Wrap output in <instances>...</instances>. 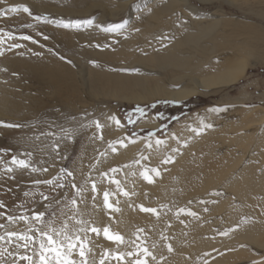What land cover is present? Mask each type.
<instances>
[{
    "label": "bare ground",
    "instance_id": "obj_1",
    "mask_svg": "<svg viewBox=\"0 0 264 264\" xmlns=\"http://www.w3.org/2000/svg\"><path fill=\"white\" fill-rule=\"evenodd\" d=\"M223 1L244 13L264 6V0H245L247 5L243 0ZM139 2L143 7L127 25L87 42L101 44L107 39L104 45L115 49V58L128 60L108 62L113 70L92 71L89 81L99 85L104 97L134 105L160 98L184 100L230 86L246 67L264 63V53L251 52L252 45L225 32L226 21L234 19L225 17L219 3L202 10L189 0H139L134 6ZM80 70L85 78L88 72ZM11 103L0 87V115ZM234 106L188 115L173 124L159 146L153 135L127 137L124 126L108 119L116 117L115 111L106 113L98 134L92 131L86 144L83 191L76 205L57 214L56 226L82 219L101 229L99 234L87 233L89 264H99L105 249L125 253L123 261L109 257L105 264H131L134 257L127 253L135 255L136 245L152 253L144 257L148 264H264V112L256 114L255 105ZM201 121L211 127H202ZM138 126L154 129L158 121L147 115ZM167 157L171 162L163 163ZM152 168L159 175L149 172L153 177L149 183L140 173ZM106 190L113 209L104 205ZM141 205L157 211L144 212ZM189 210L196 215H189ZM74 213L76 220L70 219ZM105 226L121 234L125 243L107 240ZM37 248L35 244L29 256L35 258ZM73 256L79 260L76 253Z\"/></svg>",
    "mask_w": 264,
    "mask_h": 264
},
{
    "label": "rangeland",
    "instance_id": "obj_2",
    "mask_svg": "<svg viewBox=\"0 0 264 264\" xmlns=\"http://www.w3.org/2000/svg\"><path fill=\"white\" fill-rule=\"evenodd\" d=\"M138 1L0 0V29L3 30L0 32V37H3L0 40V87L12 102L0 115V122H3L0 124V203L4 205L0 208V213H4L0 215V225H4L0 227V236L4 237L0 240L2 264H13V260L15 264L26 263L19 257L29 256L35 246L32 243L23 247L24 241L16 236L8 237L7 232L24 234L32 228L29 234L34 235L35 228L42 226L35 224L33 227V223L21 220L11 222L7 216L31 217L33 212H44L43 220L56 219L72 199H77V189L83 186L87 176L84 172L87 164L83 165L87 158L86 144H89L88 139L94 136L93 133L98 134L94 122L99 121L102 125L106 113H111L109 111H115L127 137L153 133L159 139L166 137L174 123L199 110H225L234 108V105L247 109L244 106L255 105L256 114L264 112V63L246 67L230 86L184 100L160 98L134 105L117 103L102 96L97 89L99 85L89 81L93 77L92 71L96 74L105 70L104 67L113 70L116 68L107 65L108 62L128 60L122 56L120 61V58H115V49L104 45L107 39L100 41L101 44L89 45L87 42L117 31H105L109 27L127 25L133 14L144 5L139 2L134 6ZM189 1L202 10H209V6L217 3L222 5L225 17L236 21H226L225 32L236 34L238 39L252 45L251 52L264 53V6L255 8L252 13H244L245 10L223 0L211 3ZM17 5L27 6L30 12L10 10ZM66 24L69 26L65 27ZM4 32L11 35L4 36ZM24 36L32 39H23ZM221 38L223 36L219 34L218 39ZM13 44L19 47H12ZM80 69L88 72L85 78ZM237 97L243 98L242 101L233 102ZM138 108L143 109V115L137 111ZM147 115H153L158 121L156 128L138 126L139 120ZM129 118L134 122L129 123ZM8 124L21 127H7ZM65 130H70V139ZM13 156L27 160L30 167L22 169L13 165ZM82 165L86 167L83 170ZM9 167L11 172L7 171ZM68 172L72 175L68 176ZM48 180L52 183H44ZM73 184L77 188H73ZM250 252L261 254V250Z\"/></svg>",
    "mask_w": 264,
    "mask_h": 264
},
{
    "label": "snow or ice",
    "instance_id": "obj_3",
    "mask_svg": "<svg viewBox=\"0 0 264 264\" xmlns=\"http://www.w3.org/2000/svg\"><path fill=\"white\" fill-rule=\"evenodd\" d=\"M19 9H22L23 12L29 13L30 9L25 5H17L12 7L10 10L15 12ZM39 19V17H36ZM30 26V25H29ZM65 27H68L69 25H64ZM124 25H116L114 27H109L105 29V31H114L118 28H123ZM3 30L0 29V32ZM4 36H10L11 33L4 32ZM3 37H0V40H2ZM23 39H32L31 36H24ZM12 47H19L17 44H13ZM138 112H140L141 115H143V109H137ZM210 111H219V109H210ZM109 120L114 121L117 126H120V121L115 116H110L108 118ZM129 123H133L134 121L129 118ZM3 122H0L2 124ZM96 125L97 130H100L102 125L99 121L94 122ZM202 127H211L210 124L204 125L203 121H201ZM7 127L12 128H19L21 125L19 124H8ZM65 135L68 136V138H71L70 130H65ZM153 133H149V136H152ZM120 144L123 145V141H119ZM155 143L159 146L165 141L157 139ZM111 146V142H110ZM148 147H151V144H148ZM113 151H115V148H113ZM30 155V154H28ZM172 157H167L163 163H169L171 162ZM11 163L13 165H17L18 167L22 169H26L30 167L29 162L25 159H18L16 156H13L11 159ZM136 163H139V161H136ZM39 169H33V171H38ZM8 172L12 171V168H7ZM46 171V169H45ZM66 171V170H62ZM111 171L115 172L116 169H112ZM149 172L154 173L155 175H159V170L156 168H152L151 170L144 169L141 171L140 175L144 177L145 180L149 181V183L153 182L152 175L149 174ZM68 176H71L72 173L68 172ZM113 183L117 184V187L119 188V181L113 179ZM37 183H40L37 181ZM44 183L51 184L52 181H44ZM63 185H61L62 187ZM73 188H77L75 184L72 185ZM81 191H83L82 188L77 189V194H79ZM92 191H96V185L95 183L92 184ZM121 191H123L121 189ZM124 195H128L129 193L123 192ZM219 193H217L218 195ZM27 195V194H26ZM104 205L105 207L109 209H113L114 206L109 202V196L110 193L106 190L104 192ZM44 199H47V197H44ZM77 201L75 199H72L70 201L71 205H76ZM204 203H207L206 201ZM4 207L2 203H0V208ZM118 210V209H116ZM141 210L144 212H151L156 213L155 208H145L141 205ZM207 210V209H205ZM180 211H185V209H180ZM189 215H196L194 212L188 211ZM0 215H4V213H0ZM45 216L44 212H33L31 217L26 215H21L19 217L9 215L7 216L8 221L15 222L16 220H21L29 223H33V227H35V224L42 225L41 227L35 228L34 235H30L29 232H32L33 229L30 228L28 232L21 234L17 232H7L8 237H18L20 240L24 241L25 243L22 245L23 247H28L29 244L35 243L38 245V248L35 252V258L33 256H20L19 259L21 261H27L28 264H89L88 261V253L91 251V248L89 247V237L87 235L88 232L99 234L101 229L98 227H90L87 221L84 220H76L75 213L70 219L76 220V223L74 225H69L68 220H65L61 226L57 227L56 223L59 218L52 219L49 218L47 221L43 220L42 218ZM0 227H4V225H0ZM81 233H84L82 236ZM227 234V232L222 233ZM103 235L104 237L109 241H114L117 244H123L125 243L124 237L119 233H114L110 230L109 226H105L103 228ZM4 239V237L0 236V240ZM134 243V242H133ZM169 250H171V247L169 246ZM3 251H8L7 249H4ZM73 253H76L79 256V260L75 259L73 256ZM0 255H3V252H0ZM9 255H16L15 253H9ZM127 256L134 257L131 264H148V261L144 259V257L152 256V253L148 250L146 247H141L140 245H136V254L132 251H129L127 253ZM109 257L123 261L125 257V253L122 252H115L110 251L109 249H105L103 251V254L99 260V264H105V260ZM153 259L155 257L153 256ZM2 264V262H0ZM13 264H15V261H13ZM95 264V262H93Z\"/></svg>",
    "mask_w": 264,
    "mask_h": 264
}]
</instances>
